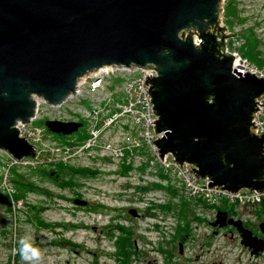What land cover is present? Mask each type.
Instances as JSON below:
<instances>
[{
	"label": "water",
	"instance_id": "1",
	"mask_svg": "<svg viewBox=\"0 0 264 264\" xmlns=\"http://www.w3.org/2000/svg\"><path fill=\"white\" fill-rule=\"evenodd\" d=\"M223 10V0H0V149L37 154L19 124L39 99L63 103L104 65L154 66L146 84L161 158L171 152L179 165L194 164L211 186L264 191V133L253 120L264 77L237 68ZM82 124L46 120L64 134ZM227 214L219 209L215 223ZM230 222L251 244L242 221Z\"/></svg>",
	"mask_w": 264,
	"mask_h": 264
},
{
	"label": "rangeland",
	"instance_id": "2",
	"mask_svg": "<svg viewBox=\"0 0 264 264\" xmlns=\"http://www.w3.org/2000/svg\"><path fill=\"white\" fill-rule=\"evenodd\" d=\"M228 1H235L234 4H240L246 7L247 10L244 13H247L248 19L244 23L235 24L231 26V30H235L238 34L233 39L227 38V48L230 50H238L244 57H248L255 65L258 67L264 66V0H223V4H227ZM233 8H230L232 11ZM230 13V12H229ZM225 14L223 12V19L225 18ZM259 56V60L256 59V56ZM263 64V65H262ZM80 102L78 99L75 101H68L65 105L68 110L72 112L71 107L76 103ZM81 106L84 104H89L87 99L81 100ZM42 106H51L50 103L45 101H41ZM48 117L40 118L37 117L33 120V124L41 125L43 128L42 135L45 137V146L41 145V149H39L38 158L40 161H29L26 163H15L11 157H14L13 154L7 152L6 150L0 149V193L9 195L10 192L7 190V183L5 178H12L10 181L13 184V193H15V177H20L22 179H30L35 185L40 184L43 178L41 174H39V170H44L47 172L48 176L51 177L53 175V169L55 167H60L63 170H68L73 167H88L91 170H98L94 176H78L82 180L80 184L74 187H67V189L53 187L52 190L54 192L59 191L62 194H76L80 193L84 197L89 198L96 202L101 201L106 203L111 208H97V211L90 210L87 205L83 204H74L73 201L64 200L62 198H56L52 202V208H50L47 213L44 214V218L50 221L56 220H66L70 223L84 224L85 227L78 228H69L66 230L58 229V231H47L44 230L43 233H47L48 236H52L54 234V239H59L63 237L65 240L73 241L74 245L70 243H65L62 246H54L47 247L44 246L42 249L41 246H38L39 239L37 241V228L34 224L29 222L25 223V235L24 237H28L31 239L40 249H41V259L38 264H92V262H98V264H116L117 260L114 256V241L115 236H109L105 234V231L101 227L116 223L118 220L113 218L111 215H115L120 210H113L112 208L118 207L121 205H140V209L146 211L149 210L151 213H155L157 215V219H161L159 222L164 220L165 215H167V209H174L171 218V230L174 229L172 226H175L179 220L175 217V211L183 207V197L188 199L182 184L174 181V179H181L180 176L174 175V171L172 170L169 175L173 176V180H167L165 177L161 175L158 176L157 166L156 170L154 167H147L146 164L143 166V169H132L130 168L125 174L118 173L117 168L119 170L121 167L114 168L115 165L111 163H100L99 165L94 163L96 159L89 158L86 154L90 153L89 150L84 151L81 154L72 155L68 157V160H57V155L54 152V148H52V143L54 140H61L62 143L68 141L71 137H75L76 135H81L86 128V124L84 122L83 125L79 127L78 130L73 131L69 135H61L58 134L60 132L52 131L46 125V120ZM87 132V129H85ZM83 136V134H82ZM82 136L79 138L83 139ZM104 136L106 134L104 133ZM39 140V139H38ZM40 141V140H39ZM39 143V142H38ZM54 144V143H53ZM37 155V154H36ZM35 155V156H36ZM32 156L31 158L35 157ZM67 156V153L62 152L60 157ZM16 158V157H15ZM55 161V163H54ZM60 163L59 166L56 163ZM134 166V165H133ZM37 170V174L34 171ZM164 172V170H162ZM129 182L130 185L124 186V183ZM152 182L154 184H152ZM160 182L161 184L156 185L155 183ZM145 186H149L148 189H144ZM6 187V188H5ZM3 189V190H2ZM120 193H123L122 196ZM36 192H32V199H36ZM137 198L140 201H137ZM202 201L203 197H201ZM165 203V206L162 204ZM93 207L95 205L92 202ZM205 204L209 205L206 207L208 209H212L214 205L205 202ZM221 203L220 205H222ZM179 206V207H178ZM92 207V208H93ZM189 209H195V207L190 206ZM204 208V207H203ZM202 208V209H203ZM102 210L101 213L99 210ZM169 209V210H170ZM0 210H5V207L2 203H0ZM25 211V210H24ZM148 212V211H146ZM25 215V214H24ZM19 217H22V214L18 213ZM10 220H15V216H10ZM101 222H100V221ZM153 219L142 218L139 219L140 227L138 228L137 234L147 235L149 232L144 228V226H149L153 223ZM96 224L98 227L96 229L86 227L89 225ZM4 225L0 224V228ZM15 229V228H14ZM59 231H62L59 233ZM12 232V231H11ZM157 232V231H154ZM154 235V234H153ZM158 236L154 237V244H158L159 233ZM5 236L3 232L0 233V264H6L7 258L10 257L11 251L14 249L8 248L4 243ZM12 240L15 239V232L13 231V236L10 238ZM76 242H75V241ZM223 240V239H220ZM137 245H139L140 250H144L145 252L142 255V260H134L133 264H148L147 259L150 257L152 253L149 251L151 245L146 244L143 239L139 238L137 240ZM92 249V252L89 251ZM237 250L235 249V252ZM188 252L190 253V249L188 248ZM133 258V257H132ZM227 260H231L230 254H228Z\"/></svg>",
	"mask_w": 264,
	"mask_h": 264
},
{
	"label": "flooded vegetation",
	"instance_id": "3",
	"mask_svg": "<svg viewBox=\"0 0 264 264\" xmlns=\"http://www.w3.org/2000/svg\"><path fill=\"white\" fill-rule=\"evenodd\" d=\"M234 3L235 1H228V6L223 4V12L226 16L223 19L222 13V23L226 24L229 31L233 32V35L228 37L229 39L235 38L238 34L230 27L236 23H244L248 19L247 13H244L247 10L246 7ZM231 7L233 8L232 11H230ZM81 121L84 124L85 121ZM58 134L69 135L70 133ZM56 165L59 166L60 163L58 162ZM116 170L118 173L125 174L119 168ZM42 171H39V174L43 177L40 184L35 185L30 179H20L15 183V193L9 195L0 193V203L5 207V210H0V224L4 225L0 228V233L3 232L5 236V245L14 249L11 251L10 257L7 258L6 264H24L18 254V241L25 235L26 222L34 224L37 228L36 238L37 241L39 239L38 246H41L42 249L44 246H62L65 243L74 245L73 241L65 240L63 237L54 239V234L48 236L47 233H43L44 230L53 233L58 229L85 227L84 224L70 223L66 220L50 221L45 219L44 214L52 208L54 199L62 198L73 201L74 204L87 205L90 210L94 211H97L99 207L111 208L101 201H91L79 192L76 194L54 192L53 187H58L59 190L63 187L67 189V187L70 188L80 184L82 179L80 177L63 176V172L67 170L60 167L53 169L51 177H47L48 175H45ZM17 183L22 187V191ZM152 184L154 183L152 182ZM128 185H130L129 182L124 183V186ZM32 192L37 193L36 199H32ZM122 194L120 193L121 196ZM187 198L183 197L182 209L178 208L175 211V217L178 218L179 222L172 226L173 231L171 230V218L174 212L172 208L167 209L168 213L161 222H159L161 219H157L155 213L140 209L139 204L121 205L120 208H112L113 210H120L114 216L111 215L118 221L101 228L105 231V234L116 237L113 243L115 245L113 254L117 260L116 264H133L132 261L136 259L142 260L145 251L140 250L139 245H137L139 238L143 239L146 244L151 245L149 251L152 253L147 259L148 264H264V198L255 205L251 204L252 206L240 207L238 204L230 206L223 203L217 206L216 209H208L207 204H205L206 201H202L200 198L194 196ZM137 201L140 200L137 198ZM92 202L95 203L94 207ZM162 205L165 206V203ZM190 206L195 207V209H189ZM219 209L228 213L224 225L215 223ZM101 211L100 209L99 212L101 213ZM18 213L22 214V217H19ZM10 216H15V220L11 221ZM146 217L154 220L149 226H144L149 233L147 235L139 233L136 236L135 233L140 227L139 219ZM230 219L242 221V226L251 232L248 237L251 244L243 242V231L236 224L230 222ZM86 227L96 229L98 226L93 224ZM13 231L15 232L14 240L10 239L13 236ZM154 231H157L159 238H161L157 245L154 244V237L158 235ZM261 245L263 246L261 247ZM188 248L191 251L190 253ZM89 251L92 252V249H89ZM228 254L231 256L230 261L227 260ZM92 264H98V262H92Z\"/></svg>",
	"mask_w": 264,
	"mask_h": 264
},
{
	"label": "built area",
	"instance_id": "4",
	"mask_svg": "<svg viewBox=\"0 0 264 264\" xmlns=\"http://www.w3.org/2000/svg\"><path fill=\"white\" fill-rule=\"evenodd\" d=\"M230 51L237 56V68L240 71H250L264 77V66L258 67L236 49ZM155 74L157 70L154 66L104 65L82 76L77 83L76 92L63 103L42 106L41 101L45 100H39L36 113L31 121L19 124L21 134L36 146L37 155L33 158L32 156L18 159L11 157L12 160L17 164L40 161L39 149L41 145L45 146L46 142L42 135L44 127L33 124L35 118L84 120L87 132L84 129L83 136L82 134L73 136L64 143L61 140H54L52 148L57 155V160H68V157L90 149V153L86 155L91 159H96L94 163L98 165L108 162L114 164V168L131 165L132 169L138 170L143 169L146 164L147 167H154L153 171H155L156 166L160 164L167 180H173V176L167 174L172 170L174 175L181 177V179L175 178L174 181L182 184L183 187L184 184L186 185L184 191L187 197L194 196L200 199L203 197L207 203L214 205L213 209L221 203L247 207L263 199L264 191L260 192L249 187H242L233 192L218 186H211L208 184L209 178L196 175L194 164L184 162L182 166L179 165L171 152L166 154L165 159L161 158L156 140L162 134L156 130V124L153 122L157 115L153 110L154 102L146 84V78ZM77 99L80 102H76L70 112L65 104ZM83 99H87L89 104L81 106ZM257 102L261 103V107L255 112L254 129L256 133L262 134L264 133V93L257 97ZM62 152L67 153V156L60 157ZM11 179L8 177L5 181L7 190L13 194L14 187Z\"/></svg>",
	"mask_w": 264,
	"mask_h": 264
},
{
	"label": "clouds",
	"instance_id": "5",
	"mask_svg": "<svg viewBox=\"0 0 264 264\" xmlns=\"http://www.w3.org/2000/svg\"><path fill=\"white\" fill-rule=\"evenodd\" d=\"M18 254L24 264H38L41 259V249L28 237H22L18 241Z\"/></svg>",
	"mask_w": 264,
	"mask_h": 264
},
{
	"label": "trees",
	"instance_id": "6",
	"mask_svg": "<svg viewBox=\"0 0 264 264\" xmlns=\"http://www.w3.org/2000/svg\"><path fill=\"white\" fill-rule=\"evenodd\" d=\"M259 56H262L261 54H259V55H257L256 56V59H258L259 60ZM264 64V63H263ZM262 64V65H263ZM72 168H70V169H68L67 171H64L63 172V176H68V177H71V178H76V177H78V176H86V177H88V176H94L96 173H97V171L98 170H91V169H89L88 167H73V166H71ZM131 168V165H122V167H121V171L122 172H127L129 169ZM40 170L38 169V172H39ZM45 175H48L47 174V172L46 171H42ZM159 174L162 176V177H165L166 175H165V173L162 171V170H159ZM34 173H36L37 174V170H35L34 171ZM20 179H22V178H20V177H15V179H14V181H15V183H16V181L18 182V180H20ZM156 185H158V184H161L160 182H157V183H155ZM17 186L19 187V189L22 191V187L20 186V184H18L17 183ZM149 188V186H145L144 187V189H148Z\"/></svg>",
	"mask_w": 264,
	"mask_h": 264
},
{
	"label": "bare ground",
	"instance_id": "7",
	"mask_svg": "<svg viewBox=\"0 0 264 264\" xmlns=\"http://www.w3.org/2000/svg\"><path fill=\"white\" fill-rule=\"evenodd\" d=\"M120 67H123V66H120ZM39 100H43V99L41 98V99H39ZM60 160H61V159H60ZM57 161H58V160H57ZM161 168H162L161 165L158 164V165H157L158 176H159V173H160L159 170H161Z\"/></svg>",
	"mask_w": 264,
	"mask_h": 264
}]
</instances>
